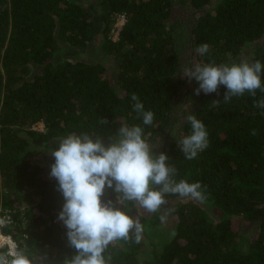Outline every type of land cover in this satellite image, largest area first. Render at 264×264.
<instances>
[{
  "label": "trees",
  "instance_id": "16d2710c",
  "mask_svg": "<svg viewBox=\"0 0 264 264\" xmlns=\"http://www.w3.org/2000/svg\"><path fill=\"white\" fill-rule=\"evenodd\" d=\"M186 3L195 15L185 32L195 64H231L244 57L264 65V0ZM177 7L175 0H0V206L13 215L2 232L18 250L46 254V264H63L75 254L57 219L63 195L49 175L54 163L49 150L59 138L97 133L107 145L125 123L140 125L151 143L168 123L174 126L180 85L186 82ZM120 16L126 21L114 40L111 31ZM204 43L209 52L197 54ZM97 45L112 67L68 53L89 54ZM261 79L264 83V73ZM226 91L220 86L218 93L202 94L188 111L208 132L209 146L196 158L186 159L177 144L191 133L187 120L155 153L169 156L177 181L200 182L205 199L179 204L175 235L148 264H264V109L254 106L264 93L246 92L224 103ZM133 93L154 113L152 125H143L135 112ZM215 100L219 106L210 105ZM105 117L108 124L101 123ZM38 123L43 131L34 128ZM45 152L44 165L36 157ZM115 197L107 189L103 199ZM207 209H217L222 218L211 219ZM132 210L138 214V208ZM160 215L139 218L151 229ZM242 221H256L260 228L246 250ZM141 255L142 243L134 237L112 242L105 251L109 264H145Z\"/></svg>",
  "mask_w": 264,
  "mask_h": 264
},
{
  "label": "clouds",
  "instance_id": "9594fccd",
  "mask_svg": "<svg viewBox=\"0 0 264 264\" xmlns=\"http://www.w3.org/2000/svg\"><path fill=\"white\" fill-rule=\"evenodd\" d=\"M195 51L205 55L209 45H198ZM182 72L189 81L195 79L199 83L196 95L201 91L218 93L220 86L226 87L224 103L246 92L253 97L257 90L264 93L261 79L264 65L259 60L242 57L231 64H216L213 60L197 63ZM131 100L135 102L133 108L138 117H142L143 125H152L154 113L145 110L137 94L133 93ZM220 103L215 100L210 105L219 106ZM254 106L264 109V98L254 101ZM186 120L191 125V133L177 144L185 158L191 160L209 146L208 132L195 115L189 114ZM101 123L108 124L109 120L105 117ZM104 138L97 133H71L57 140V149L49 150L54 157L49 175L58 182L57 190L64 199L57 219L67 229L69 246L75 249V254L65 258L63 264H109L111 258L106 259L105 251L110 243L134 237V242L139 244L144 227L139 215H133V208L157 213L168 204V195L196 201L205 199L200 182L175 179L177 169L167 163L169 156L164 152L154 154L155 146L145 138L140 125L122 123L118 134L109 137V144H105ZM107 189L116 194L115 200L105 202L103 197ZM173 211L175 209H166L160 215L162 224ZM47 260L46 254L30 255L12 248L7 253L0 252V264H46Z\"/></svg>",
  "mask_w": 264,
  "mask_h": 264
},
{
  "label": "rangeland",
  "instance_id": "374dc122",
  "mask_svg": "<svg viewBox=\"0 0 264 264\" xmlns=\"http://www.w3.org/2000/svg\"><path fill=\"white\" fill-rule=\"evenodd\" d=\"M175 4L178 5L177 11L174 14V20L176 23V26L178 28V40H179V53L181 57V61L183 64L184 69L193 67L195 65V61L190 56V49L188 45V39L185 38V32L187 31V28L189 26V23L193 22L195 20L194 13H191L190 9L187 7L186 0H175ZM179 16V19L177 17ZM181 17V18H180ZM125 20H122L120 17L117 19V22L115 26L113 27L111 31V38L114 40L118 39L119 31L121 30L122 26L124 25ZM99 45V43H98ZM96 46L92 49H90L88 52L89 54L77 52L78 50H71L68 52L69 54L73 56H79L83 59H95L99 60L101 62H104L105 65L108 67L113 66V62L109 56H105L100 49V46ZM183 79H186L183 76ZM199 87V83L192 79L189 81L186 79V82L184 85H180L179 89V98L176 102L175 106V112L176 116L173 118L174 126L171 129V123L167 124V128H165L162 132V134L150 144L154 145L155 148L153 149L154 154L158 152L162 146H163V138L171 132L173 134L174 131L180 129L184 121L186 120V117L188 115V111L190 108L195 107V105L199 101V97L204 94L203 91L199 95L195 94V90ZM36 130L43 131L44 130V124L38 123L34 126ZM54 147V148H53ZM59 147L58 145H53V150L57 149ZM41 163L44 165L46 164L47 160V153H40L38 157ZM45 158V159H43ZM0 188H1V178H0ZM188 202H195V203H201V201L192 200L189 198H181L176 197L173 199L168 200V204L165 206H162L161 210L157 212L158 214H163L166 209H175L169 216L166 223L162 224L160 221V224L157 227H152L151 229L148 226H145V224L141 221L144 232H143V238L141 240L142 243V255L141 260L142 262H145V264H148L154 259V256L159 254L162 250V247L164 246V243L168 241L171 236L172 232L174 230L175 223L177 222V208L179 204L181 203H188ZM209 212V215L211 219L218 221L222 218V213L218 211L217 209H207ZM155 213H145L143 209H138V215L144 219H152ZM238 225V224H236ZM259 223L254 222H245L242 221V234L244 235V245L245 250L248 249L249 241L254 238L258 231H259Z\"/></svg>",
  "mask_w": 264,
  "mask_h": 264
},
{
  "label": "built area",
  "instance_id": "2783aa9c",
  "mask_svg": "<svg viewBox=\"0 0 264 264\" xmlns=\"http://www.w3.org/2000/svg\"><path fill=\"white\" fill-rule=\"evenodd\" d=\"M122 20H125V16H120ZM126 21V20H125ZM0 250H5V253L9 251L10 248L18 250V245L10 235H6L2 232V229L6 226L13 224V215L9 209H5L0 206Z\"/></svg>",
  "mask_w": 264,
  "mask_h": 264
}]
</instances>
